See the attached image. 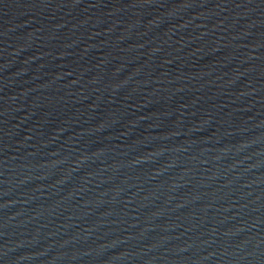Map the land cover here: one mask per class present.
<instances>
[{"label": "water", "instance_id": "1", "mask_svg": "<svg viewBox=\"0 0 264 264\" xmlns=\"http://www.w3.org/2000/svg\"><path fill=\"white\" fill-rule=\"evenodd\" d=\"M0 264H264V0H0Z\"/></svg>", "mask_w": 264, "mask_h": 264}]
</instances>
